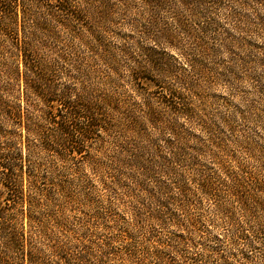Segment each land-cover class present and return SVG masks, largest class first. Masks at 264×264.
Returning a JSON list of instances; mask_svg holds the SVG:
<instances>
[{
    "label": "trees",
    "instance_id": "1",
    "mask_svg": "<svg viewBox=\"0 0 264 264\" xmlns=\"http://www.w3.org/2000/svg\"><path fill=\"white\" fill-rule=\"evenodd\" d=\"M138 1L148 9L163 4V0ZM118 13L111 0L107 9L92 6V0H0V264H208L212 256H190L187 248H195L194 239L201 241L197 244L202 251L210 245L201 225L212 217L196 213L192 197L211 200L213 222L226 223L234 231L230 237L215 238L213 245L221 254L215 264H252L243 252L238 259L234 247L262 239L264 255V182L234 156L230 161L221 158L226 149L214 137L202 144L177 124L181 117L204 123L198 106L168 85L164 92L157 86L153 93L160 111L144 101L142 109L125 102L120 113L117 98L100 96L89 84L90 74L82 70L74 42L89 49L97 20L107 15V24L112 23ZM177 22L192 41L194 56L188 62L198 80L191 82L189 75L179 73L176 86L199 99L207 75L200 59L208 50L201 37ZM158 35L170 45L176 41L168 32ZM232 61L242 62L236 56ZM136 76L131 75L135 88ZM109 110L110 115L119 114L116 124ZM142 122L160 137L168 134L162 147L149 148L151 158L146 160L145 147L125 139L120 153L107 162L116 171L111 179L107 173V192L132 200L128 208L134 227L126 239L133 241L120 252L107 244V256H90L89 235L75 234L76 228L60 210L73 200L69 176L74 177L73 168L79 164L98 169L90 146L115 126L122 134L144 139ZM209 146L216 149L215 169H197L202 149ZM157 171L170 181L150 191L148 182ZM127 182L129 188L120 194L118 189ZM134 190L141 193L135 196ZM55 195L60 202L56 215L45 219L42 208ZM167 226L174 230L166 234ZM139 232L143 236L137 247L132 244L138 243Z\"/></svg>",
    "mask_w": 264,
    "mask_h": 264
},
{
    "label": "rangeland",
    "instance_id": "2",
    "mask_svg": "<svg viewBox=\"0 0 264 264\" xmlns=\"http://www.w3.org/2000/svg\"><path fill=\"white\" fill-rule=\"evenodd\" d=\"M111 3L119 15L108 24L107 15L97 20L94 38H89L90 48L79 41L74 42L81 68L90 74V82H87L100 96L117 98L118 106H122L120 113L125 102L127 106L138 105L135 107L142 109L144 101L151 102L160 111L157 95L153 93L157 86L163 87L160 92H164L168 85H172L180 91L181 97H188L189 104L198 106L205 121L193 123L181 117L177 124L187 127L202 144H208V138L214 137L226 149L221 158L230 161L234 156L247 171L256 173L264 182V0H163L161 7L150 9L138 0H111ZM101 4L107 9V0H92V6L100 7ZM178 20L197 38L201 37L208 50V55L200 59L207 75L199 99L188 96L187 91L176 86L179 73L189 75L191 82L198 80V75L190 72L188 62L194 56L192 41L180 29ZM200 27H204V31ZM167 32L175 37L173 45L158 35ZM235 56L242 62H231ZM131 75H137L136 88ZM109 117H113V124L120 121L119 114L110 115V110ZM141 125L143 131L140 134L145 135L144 139L122 134L116 126L101 135L100 143L93 142L90 146L98 161V169L79 164L73 168L76 169L74 177L69 176L68 188L73 200L60 210L68 218L69 226L76 228L75 234L80 236L86 232L89 235L93 245L90 256H100L101 253L107 256V244L120 252L133 241L126 239L134 227L133 215L128 208L132 200L107 192V173L110 179L116 177V171L107 162L120 153L121 141L125 139L134 146H144L146 160L151 158L149 148L154 144L162 147L168 134L160 137L149 123L142 122ZM215 151L212 146L202 149L196 168L215 169L212 157ZM169 181L157 171L148 182L151 184L149 190ZM128 185L129 182L122 190L118 189L120 194L129 188ZM132 193L136 196L141 192L134 190ZM128 194L131 195V191ZM57 198V195L53 196L51 202L42 208L45 219L56 215L60 203ZM191 200L196 205V213L212 219L202 220L201 225L210 244L205 247L207 251H202L197 244L201 241L194 239L195 248L187 246L189 254L212 256L208 264H215L216 257L221 256L218 246L213 245L215 238L230 237L234 231L226 223L213 222L211 200L196 201L199 200L197 197ZM164 230L167 234L174 227L167 226ZM142 236L139 232L135 238L139 240ZM259 242L246 247L242 243L235 246L238 259L243 252L251 257L252 264H264ZM138 243L134 241L132 245L138 247Z\"/></svg>",
    "mask_w": 264,
    "mask_h": 264
}]
</instances>
